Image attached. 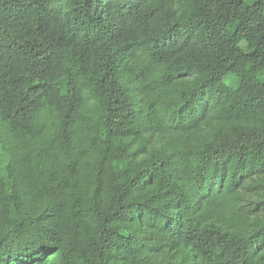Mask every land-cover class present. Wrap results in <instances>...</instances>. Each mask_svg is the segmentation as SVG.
Instances as JSON below:
<instances>
[{"label":"trees","instance_id":"trees-1","mask_svg":"<svg viewBox=\"0 0 264 264\" xmlns=\"http://www.w3.org/2000/svg\"><path fill=\"white\" fill-rule=\"evenodd\" d=\"M0 264H264V0H0Z\"/></svg>","mask_w":264,"mask_h":264}]
</instances>
